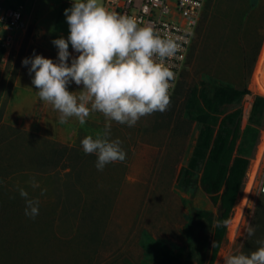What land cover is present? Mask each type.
<instances>
[{"label": "rangeland", "instance_id": "1", "mask_svg": "<svg viewBox=\"0 0 264 264\" xmlns=\"http://www.w3.org/2000/svg\"><path fill=\"white\" fill-rule=\"evenodd\" d=\"M20 1L26 30L9 32L12 46L0 64V264H222L229 253L254 250L264 240V194L252 190L264 152L263 146L258 159L264 112L252 117L255 96L264 97L252 89L264 45V0L206 1L169 106L134 127L112 121L110 138L122 141L126 159L102 171L80 141L102 133L103 114L90 113L83 125L75 117L59 123V113L38 99L21 62L34 50L56 58L43 46L55 48L54 38L67 37L64 9L71 0L0 4ZM226 84L251 91L240 103L218 107V112L241 110L235 155L250 163L214 254L217 236L199 213L217 209L201 185L209 148L203 146L195 166L193 158L201 136L210 140L205 117L217 109L216 95ZM79 89L68 85L69 91ZM194 93L204 111L189 107ZM32 177L46 189L43 195L31 188ZM17 185L40 200L35 219L25 216ZM250 228L251 236L246 235Z\"/></svg>", "mask_w": 264, "mask_h": 264}, {"label": "clouds", "instance_id": "2", "mask_svg": "<svg viewBox=\"0 0 264 264\" xmlns=\"http://www.w3.org/2000/svg\"><path fill=\"white\" fill-rule=\"evenodd\" d=\"M64 16L69 32L66 38L52 40L56 58L34 50L21 62L38 99L59 113V123L75 117L83 125L90 113L103 114L106 124L102 133L80 141L82 151L95 155V167L102 171L107 164L126 159L122 141L110 138L112 121L134 127L142 117L164 112L169 106L174 72L166 61L177 54L178 46L151 26H139L130 16L109 12L100 0H71ZM71 83L83 87L69 91ZM29 184L40 188L41 195L46 191L35 177ZM17 191L24 199L25 216L35 219L40 200L22 186L17 185ZM253 234L251 228L246 232ZM222 264H264V240L250 252L223 256Z\"/></svg>", "mask_w": 264, "mask_h": 264}, {"label": "trees", "instance_id": "3", "mask_svg": "<svg viewBox=\"0 0 264 264\" xmlns=\"http://www.w3.org/2000/svg\"><path fill=\"white\" fill-rule=\"evenodd\" d=\"M32 29L33 26L29 29V35ZM4 53L5 47L0 44V64ZM250 92L246 87L239 89L231 84H226L219 88L218 95H216L218 100L217 109L215 111L210 109L212 113L205 117L210 128V136L208 137L210 140H205V134L201 136L203 141L200 140L193 158V166H195L197 158L204 155L202 154L203 146L209 148L201 185L209 194L212 203L217 209L215 213L212 211H200L199 213L208 220L217 236L214 254L219 249L220 239L225 232L226 224L231 216L238 194L243 187L250 163L249 158L235 155L236 142L241 133V110L227 111L222 109L218 112V107H222L225 103H240ZM188 105L190 108L200 111L205 109L196 93L192 95ZM252 108V117L255 118L257 116L259 118L264 112V97L256 95ZM221 114H224V116L221 117ZM215 127H217V131L211 142Z\"/></svg>", "mask_w": 264, "mask_h": 264}, {"label": "built area", "instance_id": "4", "mask_svg": "<svg viewBox=\"0 0 264 264\" xmlns=\"http://www.w3.org/2000/svg\"><path fill=\"white\" fill-rule=\"evenodd\" d=\"M207 0H106L104 8L117 15L130 16L139 26H151L162 37L174 39L177 54L166 61L174 72L169 95L174 94L186 67L193 36ZM25 4H0V44L12 46L9 32L25 31ZM264 194V154L252 190Z\"/></svg>", "mask_w": 264, "mask_h": 264}, {"label": "bare ground", "instance_id": "5", "mask_svg": "<svg viewBox=\"0 0 264 264\" xmlns=\"http://www.w3.org/2000/svg\"><path fill=\"white\" fill-rule=\"evenodd\" d=\"M252 89L255 92H260V93H264V45H263V49L260 55V58L258 60L257 66H256V70H255V74L253 76V80H252ZM264 146V140L259 144V150H258V154H257V158L260 159L261 156V152ZM264 154V152H263ZM263 157V156H262ZM258 159L255 160V163L252 166L251 169V173H250V178L253 179V175L256 173V168H257V163H258ZM259 170V169H258ZM257 175V174H256ZM250 179V181H251ZM255 180V179H254ZM247 191H248V187L245 190V194L242 197L241 203L239 205V209H241V207L243 206L245 197L247 195Z\"/></svg>", "mask_w": 264, "mask_h": 264}, {"label": "crops", "instance_id": "6", "mask_svg": "<svg viewBox=\"0 0 264 264\" xmlns=\"http://www.w3.org/2000/svg\"><path fill=\"white\" fill-rule=\"evenodd\" d=\"M37 30H38V27H37ZM43 48H44V50L47 52V53H50L49 55H53V56H56L57 55V49L56 48H54L53 46H49V45H47V46H43ZM69 51L71 52L72 51V49H71V47L69 48ZM74 55H75V53H73ZM73 85H75V86H79V87H83L82 85H76L75 83H72Z\"/></svg>", "mask_w": 264, "mask_h": 264}]
</instances>
